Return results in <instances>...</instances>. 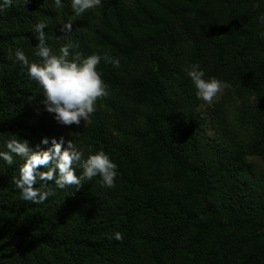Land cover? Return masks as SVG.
<instances>
[{
    "label": "trees",
    "instance_id": "trees-1",
    "mask_svg": "<svg viewBox=\"0 0 264 264\" xmlns=\"http://www.w3.org/2000/svg\"><path fill=\"white\" fill-rule=\"evenodd\" d=\"M63 2L13 0L0 13V145L15 135L46 150L43 138L64 136L85 156L105 151L116 186L49 182L53 195L32 204L12 183L22 161L0 160V264H264L253 161L264 162V0H103L79 17ZM37 22L53 52L120 61L98 65L108 95L79 127L57 124L8 58L21 48L38 61ZM192 63L224 82L211 106L194 95Z\"/></svg>",
    "mask_w": 264,
    "mask_h": 264
},
{
    "label": "clouds",
    "instance_id": "clouds-1",
    "mask_svg": "<svg viewBox=\"0 0 264 264\" xmlns=\"http://www.w3.org/2000/svg\"><path fill=\"white\" fill-rule=\"evenodd\" d=\"M28 0H24L27 4ZM103 0H70L69 7L75 17L89 10L102 6ZM13 0H0V13L12 6ZM55 9L64 7L63 0H52ZM264 23V14L259 16ZM46 22H37L33 26L35 39L34 55L38 61L30 62L21 48L9 50L8 58L13 63H19L26 70L27 78L36 83L43 99L40 103L44 110L53 116L61 126L79 127L81 122H89L97 110V101L108 95L107 85L102 79L98 65L103 61L114 67H119L118 58L108 54H92L83 56L71 52L72 45H62L58 52H53L46 40ZM63 30L72 31L71 22L63 25ZM264 36V33H261ZM185 74L190 80L197 100L212 104L221 93L224 82L215 76H208L198 63L189 64ZM43 145H51L46 150L32 149L26 140L12 135L4 139L0 145V160L12 166L19 158L22 163L18 175L12 178V183L19 191L20 198L32 204H43L53 191L49 182L56 188L64 190L75 187L78 190L85 181L99 178L101 187L112 189L116 186L118 176L117 165L103 150L89 153L85 156L84 149L78 148L64 136L43 138ZM66 145V146H65ZM79 172V174H77ZM114 239L121 240L122 234L116 232Z\"/></svg>",
    "mask_w": 264,
    "mask_h": 264
},
{
    "label": "rangeland",
    "instance_id": "rangeland-1",
    "mask_svg": "<svg viewBox=\"0 0 264 264\" xmlns=\"http://www.w3.org/2000/svg\"><path fill=\"white\" fill-rule=\"evenodd\" d=\"M222 91H223V89H222ZM222 91H221V93H220V94L214 99L213 102L217 101V100L220 98V96H221V94H222ZM213 102H212V104H213ZM212 104H210V106H211ZM207 105H209V104H207ZM203 108H204V107H203ZM253 161H254V163H255V166H254L255 173H258V174H259V173H263V174H264V162H263L262 160L258 159V158H254Z\"/></svg>",
    "mask_w": 264,
    "mask_h": 264
}]
</instances>
